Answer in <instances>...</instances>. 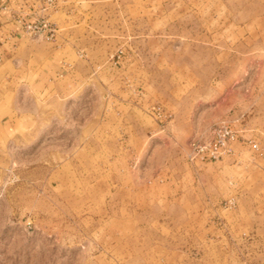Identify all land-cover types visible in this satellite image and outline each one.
<instances>
[{"label": "rangeland", "instance_id": "rangeland-1", "mask_svg": "<svg viewBox=\"0 0 264 264\" xmlns=\"http://www.w3.org/2000/svg\"><path fill=\"white\" fill-rule=\"evenodd\" d=\"M34 2L55 37L0 48V264H264V0Z\"/></svg>", "mask_w": 264, "mask_h": 264}, {"label": "built area", "instance_id": "built-area-1", "mask_svg": "<svg viewBox=\"0 0 264 264\" xmlns=\"http://www.w3.org/2000/svg\"><path fill=\"white\" fill-rule=\"evenodd\" d=\"M24 31L31 35H45L54 38L56 30L46 21H29L24 23ZM235 139V132L227 127L215 128L210 140L201 139L192 142L190 156L192 158L213 159L230 149V143Z\"/></svg>", "mask_w": 264, "mask_h": 264}, {"label": "crops", "instance_id": "crops-1", "mask_svg": "<svg viewBox=\"0 0 264 264\" xmlns=\"http://www.w3.org/2000/svg\"><path fill=\"white\" fill-rule=\"evenodd\" d=\"M34 0H0V48L24 34V23L39 13Z\"/></svg>", "mask_w": 264, "mask_h": 264}]
</instances>
